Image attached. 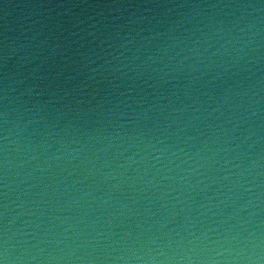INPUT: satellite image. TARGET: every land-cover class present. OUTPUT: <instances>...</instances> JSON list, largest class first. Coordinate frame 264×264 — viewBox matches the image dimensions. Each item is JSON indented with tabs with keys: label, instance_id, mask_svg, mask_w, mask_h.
<instances>
[{
	"label": "water",
	"instance_id": "95a60500",
	"mask_svg": "<svg viewBox=\"0 0 264 264\" xmlns=\"http://www.w3.org/2000/svg\"><path fill=\"white\" fill-rule=\"evenodd\" d=\"M0 264H264V0H0Z\"/></svg>",
	"mask_w": 264,
	"mask_h": 264
}]
</instances>
